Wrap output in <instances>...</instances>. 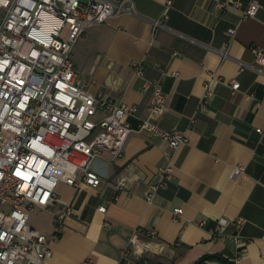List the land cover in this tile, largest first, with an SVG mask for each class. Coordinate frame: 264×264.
<instances>
[{
	"label": "crops",
	"instance_id": "crops-1",
	"mask_svg": "<svg viewBox=\"0 0 264 264\" xmlns=\"http://www.w3.org/2000/svg\"><path fill=\"white\" fill-rule=\"evenodd\" d=\"M217 1L231 0H171L166 14L167 0H125L131 11L91 25L74 43L80 84L132 106L126 118L133 127L148 116L151 97L137 67L146 78H160L165 107L154 121L181 131L187 142L171 149L166 140L132 131L121 157L103 151L94 161L99 186L58 183L61 201L28 211L30 226L50 235L62 202L71 205L51 242L50 264H135L121 259V250L135 229L150 226L165 242L154 256L159 264H194L206 254L264 264V67L252 52L264 49V0L248 18L241 8H220ZM240 1L245 6L250 0ZM228 29L235 30L232 36ZM210 73L213 94L198 110ZM230 79L240 83L238 89ZM167 154L173 176L148 203L145 192ZM236 163L245 168L233 176ZM176 207L181 214L172 213ZM221 218L229 221L225 235L214 237L209 230ZM237 231L241 243L231 239Z\"/></svg>",
	"mask_w": 264,
	"mask_h": 264
},
{
	"label": "built area",
	"instance_id": "built-area-1",
	"mask_svg": "<svg viewBox=\"0 0 264 264\" xmlns=\"http://www.w3.org/2000/svg\"><path fill=\"white\" fill-rule=\"evenodd\" d=\"M124 1L0 0V264H50L51 242L58 237L61 220L71 205L62 202L64 210L56 215L50 235L30 226L28 211L61 201L56 191L60 182L99 186L101 176L94 161L103 151L112 159L121 157L132 131H146L166 140L171 149L187 142L181 131L161 128L154 121L165 107L160 78H146L139 67L136 69L143 87L151 88L148 116L140 119L137 127L126 118L132 114V106L92 93L79 82L72 60L74 43L91 25L131 11ZM170 4L167 0L164 14ZM216 6L241 8L242 17L248 18L256 15L260 3L250 0L242 6L240 0H231L217 1ZM234 31L228 29V34L232 36ZM252 52L255 63L264 67V49L252 47ZM213 77L210 73L204 82L198 110L206 109L213 94ZM229 84L233 90L240 86L236 79H230ZM244 168L243 163H236L231 174L237 176ZM172 176L167 154L165 162L157 166L145 200L151 203ZM118 185L124 184L119 181ZM105 209V205L98 206L99 211ZM181 212L180 207L172 209L173 214ZM235 222L239 228L243 219ZM228 223L225 218L218 219L209 230L211 235L224 237ZM231 239L243 241L238 231ZM164 246L155 227L135 229L121 250V259L159 264L154 256Z\"/></svg>",
	"mask_w": 264,
	"mask_h": 264
},
{
	"label": "trees",
	"instance_id": "trees-1",
	"mask_svg": "<svg viewBox=\"0 0 264 264\" xmlns=\"http://www.w3.org/2000/svg\"><path fill=\"white\" fill-rule=\"evenodd\" d=\"M205 260H213V261H218L221 264H235L229 262L227 259L223 258L222 256L219 255H212V254H206L203 255L200 259H198L194 264H201Z\"/></svg>",
	"mask_w": 264,
	"mask_h": 264
}]
</instances>
